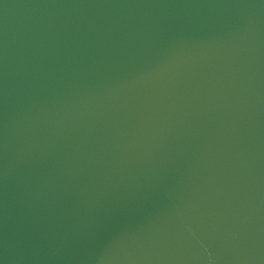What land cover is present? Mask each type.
Here are the masks:
<instances>
[{
    "label": "water",
    "instance_id": "water-1",
    "mask_svg": "<svg viewBox=\"0 0 264 264\" xmlns=\"http://www.w3.org/2000/svg\"><path fill=\"white\" fill-rule=\"evenodd\" d=\"M0 264H264V0H0Z\"/></svg>",
    "mask_w": 264,
    "mask_h": 264
}]
</instances>
